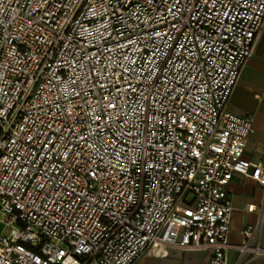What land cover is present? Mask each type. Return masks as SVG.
<instances>
[{
	"label": "built area",
	"instance_id": "built-area-1",
	"mask_svg": "<svg viewBox=\"0 0 264 264\" xmlns=\"http://www.w3.org/2000/svg\"><path fill=\"white\" fill-rule=\"evenodd\" d=\"M264 0H0V264L264 256V152L228 109ZM235 176L262 188L229 240Z\"/></svg>",
	"mask_w": 264,
	"mask_h": 264
},
{
	"label": "crops",
	"instance_id": "crops-1",
	"mask_svg": "<svg viewBox=\"0 0 264 264\" xmlns=\"http://www.w3.org/2000/svg\"><path fill=\"white\" fill-rule=\"evenodd\" d=\"M228 109L233 113L253 120L254 131L247 142L245 156L258 161L264 152V25L253 56L244 65L237 84L230 96ZM227 193L234 208L229 240L233 244L242 241V230L257 219L255 213L247 212V204H258L262 188L251 178L235 176L227 186ZM264 248V226L260 234ZM236 257L231 251L228 264ZM208 251L179 250L168 248L165 252L149 254L134 264H210ZM247 264H264V256Z\"/></svg>",
	"mask_w": 264,
	"mask_h": 264
},
{
	"label": "rangeland",
	"instance_id": "rangeland-1",
	"mask_svg": "<svg viewBox=\"0 0 264 264\" xmlns=\"http://www.w3.org/2000/svg\"><path fill=\"white\" fill-rule=\"evenodd\" d=\"M11 231V227L7 226L4 222H0V234L7 236Z\"/></svg>",
	"mask_w": 264,
	"mask_h": 264
}]
</instances>
